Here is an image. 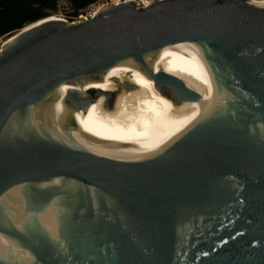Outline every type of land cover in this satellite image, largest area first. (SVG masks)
Wrapping results in <instances>:
<instances>
[{"label": "water", "instance_id": "1", "mask_svg": "<svg viewBox=\"0 0 264 264\" xmlns=\"http://www.w3.org/2000/svg\"><path fill=\"white\" fill-rule=\"evenodd\" d=\"M48 16L0 47V264H264V8ZM183 46L204 109L170 74Z\"/></svg>", "mask_w": 264, "mask_h": 264}, {"label": "bare ground", "instance_id": "2", "mask_svg": "<svg viewBox=\"0 0 264 264\" xmlns=\"http://www.w3.org/2000/svg\"><path fill=\"white\" fill-rule=\"evenodd\" d=\"M48 19H61L48 16ZM170 74L183 80L188 88V96L183 98L195 107L204 109L216 98V89L207 70L197 54L186 46L167 50ZM206 100L209 103H204ZM208 104V105H207Z\"/></svg>", "mask_w": 264, "mask_h": 264}, {"label": "trees", "instance_id": "3", "mask_svg": "<svg viewBox=\"0 0 264 264\" xmlns=\"http://www.w3.org/2000/svg\"><path fill=\"white\" fill-rule=\"evenodd\" d=\"M41 2L42 0H34ZM75 12L97 0H68ZM57 0H48L44 7L34 6L27 0H0V39L15 34L21 28L49 15L48 9H55Z\"/></svg>", "mask_w": 264, "mask_h": 264}, {"label": "rangeland", "instance_id": "4", "mask_svg": "<svg viewBox=\"0 0 264 264\" xmlns=\"http://www.w3.org/2000/svg\"><path fill=\"white\" fill-rule=\"evenodd\" d=\"M103 0H97L96 3H92L90 5H87L81 9L78 10V12H83V11H88L91 8H95L97 7ZM94 6V7H93ZM49 11V15L50 16H57V17H66L69 15H72V13L75 12V9L73 8V5L70 1L68 0H57V4H56V8L55 9H48ZM8 38V37H7ZM6 38V39H7ZM6 39H0V47L2 45V43L6 40Z\"/></svg>", "mask_w": 264, "mask_h": 264}, {"label": "built area", "instance_id": "5", "mask_svg": "<svg viewBox=\"0 0 264 264\" xmlns=\"http://www.w3.org/2000/svg\"><path fill=\"white\" fill-rule=\"evenodd\" d=\"M126 1H134L137 3L138 6H145L148 3H150L153 0H103L97 7L95 8H91L88 11H83V12H78V14L76 15H69L66 17H61V19L73 22V23H78V22H82L84 20H88L89 18H91L94 13L97 11V9L104 3H108V2H114V3H122V2H126ZM96 3V2H94ZM94 7V6H93Z\"/></svg>", "mask_w": 264, "mask_h": 264}, {"label": "snow or ice", "instance_id": "6", "mask_svg": "<svg viewBox=\"0 0 264 264\" xmlns=\"http://www.w3.org/2000/svg\"><path fill=\"white\" fill-rule=\"evenodd\" d=\"M251 3L258 4L259 7L264 8V0H250Z\"/></svg>", "mask_w": 264, "mask_h": 264}]
</instances>
